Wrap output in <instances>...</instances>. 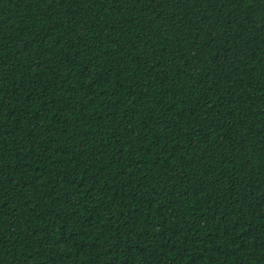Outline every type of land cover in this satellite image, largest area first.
I'll use <instances>...</instances> for the list:
<instances>
[{
	"label": "trees",
	"instance_id": "1",
	"mask_svg": "<svg viewBox=\"0 0 264 264\" xmlns=\"http://www.w3.org/2000/svg\"><path fill=\"white\" fill-rule=\"evenodd\" d=\"M0 264H264V0H0Z\"/></svg>",
	"mask_w": 264,
	"mask_h": 264
}]
</instances>
